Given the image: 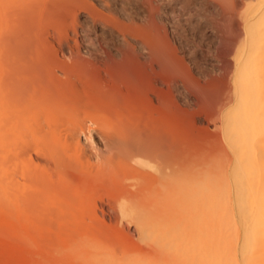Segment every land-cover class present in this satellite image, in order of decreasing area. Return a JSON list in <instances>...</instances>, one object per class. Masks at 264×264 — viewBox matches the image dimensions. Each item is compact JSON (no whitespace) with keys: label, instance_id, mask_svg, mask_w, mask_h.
<instances>
[{"label":"bare ground","instance_id":"6f19581e","mask_svg":"<svg viewBox=\"0 0 264 264\" xmlns=\"http://www.w3.org/2000/svg\"><path fill=\"white\" fill-rule=\"evenodd\" d=\"M133 1L128 9L130 0H0V238L16 240L27 224H62L73 214L100 232L85 252L78 248L82 264H264V0H220L238 12L228 23L230 58L222 68L210 63L229 85L213 125L220 141L189 146V162L177 159L168 103L191 100V92L166 77L198 49L181 40L185 56L174 47L164 56L169 37L155 39L159 0H148V9ZM194 1L213 13L222 6ZM186 6L189 19L216 22L204 19L202 6L198 13ZM187 62L180 73L190 81L205 74ZM148 64L164 73L168 91L155 85L161 74L153 84L154 72L138 68ZM142 77L161 103L151 90L144 99ZM117 225L133 228L141 246H128Z\"/></svg>","mask_w":264,"mask_h":264},{"label":"rangeland","instance_id":"374dc122","mask_svg":"<svg viewBox=\"0 0 264 264\" xmlns=\"http://www.w3.org/2000/svg\"><path fill=\"white\" fill-rule=\"evenodd\" d=\"M140 1H144L143 4ZM147 1L148 0H138V2L141 3V5L145 9H148L149 3H150V1H149V3L147 4ZM187 1L190 4H192L194 12L198 13V11L201 10L202 7H203L202 11H200V12H202V14L204 15V19L207 18V21L210 19V21H212V23L216 21L217 24L215 22V23H213L215 25H213V24L208 23V22H206L205 20H202V19L201 20H197L195 17H191L192 19H189L190 18L189 16L192 15V12H191V15H189V13H188L189 10H185V8L187 7L186 5H188ZM206 1L210 2V0H206ZM211 1H213V3H214L215 1H218V0H211ZM130 2H131V4L125 5V6H127L128 9H131L133 7V4H134L133 0H130ZM136 2H137V0H136ZM182 2H183V5H182ZM194 2H195L194 0H179V1L178 0H176V1L175 0H159V2H157L158 3L157 6H159L158 13L161 16L160 17L161 19H160L159 22H161V23H160V26H159V23H157V25L159 27L157 28V32L158 33L155 34L156 35L155 39H157L156 41H161L162 38L165 39L166 38L165 36L167 35V37H169V39L167 38V42L165 41V43H168V45H170V43H171V46H168V45H165V43L163 42L164 46L167 47V49L164 48V50H166V51H164L165 53L163 52V55L164 54L167 55L168 54L167 52L171 48L174 47L173 49L177 53V55L185 56V55H182L181 48H179L180 47L179 46L180 45L179 42L181 40H183L184 44L189 43V47H192V48L195 47L194 49H198V50H194L195 51L194 55L193 54H192L193 56L191 55L193 57L192 59L189 58L190 55L188 54V55L185 56V58L187 56H189V57L186 58L187 60L184 59L183 62L181 60L177 61V65L179 64L182 67V68L180 67L181 70L180 69L179 70L180 71H182V69L184 70L185 68H183L182 64H185V62L188 61L190 63V66H193V68L195 67L194 69H196V72H197V68L199 70H200V68H204V69H201V70H203L205 72V74H203L205 76H203L200 73V76L197 75L198 79L194 78L191 81L189 80V79H191V77L188 74H185L184 72L180 73V71H175V69H173L174 73L172 72L171 76H169L170 74H167V77H166V75H163V77L164 76L166 77L167 81L169 80L168 77H170V81H172L171 77H175V80L177 78L178 81H175L174 78H172V79L175 81V83L179 82L178 84H181L182 87H183L182 84H184V85L186 84L185 86H187V87L184 86L183 88L190 89V91L189 90L186 91L187 89H183V88H182V90H184L188 94L191 92L190 96H192L191 98L193 99V100L192 99L188 100V101H190L189 102L190 104H189L187 100L186 101L182 100V98L180 96H177V97H179V99L181 98L180 100H182V101H180L177 97H175L176 100L178 99V101L175 100V102H176L175 104L177 105V106L175 105L176 107L172 106L174 104V102H173V104L172 103L170 104L167 101V103L171 107L166 102H164V103H166V105H168V106H165V105H164L165 107L162 106L163 101H162V104H161L162 108H168L169 109V107H170V110L172 109L170 112H173V110H175V113H171L172 115L174 114L175 118L173 119L174 120L173 122H174L175 125L173 124L171 127H173V126L175 127L176 126L175 128H172L173 130L174 129L177 130L176 128H178L177 132H175V130H174V132H173L174 134L173 135L176 138L175 135L177 134V138H176L177 139V145H176L177 147L176 148H178V150H179V153L177 152V154L179 156V157L177 156V159H178V161L180 160V162H189V161H191L190 160V156L186 153V151L189 149V146L191 148H197L198 145L199 146H204V145H207V140L208 141L210 140L209 141L211 143V144L209 143L210 145H213L214 143L215 144H219L218 141H220V136H219L220 134H219L218 130L216 131V129L213 127V125L215 124L214 122H217L216 120H218L219 112H220V110L222 108V105H223L222 102L225 100V99L223 100V98H225L226 94L228 93L227 89H228L229 85H227L228 83L224 80L225 77L223 78L224 71L223 70L222 71L221 70L220 71L211 70L212 66L210 65V63L211 62L215 63V64H217L218 67L222 68V67H224V65L226 63V60L230 58V56L228 57V54H226V51H227L228 47L230 46V38H231V35H232V31H231V28H232L231 26L232 25L230 24V22L232 23L234 21V18L237 17V16H234V15H236V13L238 14V12H236V10H234V9L232 10V8H231L232 5L230 6V2L226 3L224 1H220L219 0L217 3H214V4H217V7H218V5H222L221 7H218V10H219L218 13L209 12V11L206 10V8L203 5H201L202 7L199 4L194 5ZM130 6H131V8H130ZM164 6H166L168 8L166 11L164 10ZM182 6H183V8H181ZM229 6H230L229 11L225 10ZM195 9H196V11H195ZM221 9L225 10V13ZM230 9L232 11H230ZM170 12H172V13L170 14ZM178 12H180V13H178ZM232 12L234 14H232ZM177 13L181 14V15H178ZM231 14H232L233 17L231 16ZM57 15L58 14H54V16H55L54 17V21L56 20V18H58L60 16V15H58V17H57ZM163 15H164L165 18L170 16L171 20H166L163 17ZM174 16L176 18L182 16V22L181 23L180 22H176L177 19L176 18H172ZM214 16H216L217 20H215ZM51 18H53V17H51ZM211 18H212V20H211ZM213 18H214V20H213ZM183 20H184V22H183ZM235 20H236V18H235ZM226 21H228V22H226ZM56 22H58V21H55V23ZM167 22L168 23L170 22V23L168 24ZM174 24H175L176 27H178L177 29H175ZM209 25H210V27H209ZM226 25H227V27H226ZM221 26H222V28H221ZM229 27H231V28L229 29ZM159 28L161 29L162 33H161ZM223 29H224V33H223ZM163 30L165 32H163ZM52 31H53V29H50V32H49L50 36H51V39H53L54 41L58 42V39H59L58 34L56 33L55 30H54L55 32L54 31L52 32ZM216 31H217V34L215 33ZM173 32L177 33V34L175 33L178 36L177 37L175 35L176 39L172 37L173 36L172 35ZM181 32H182V34H181ZM164 33L166 34L164 36L165 38L163 37ZM218 33H220L219 34L220 36H218ZM208 35H210V36H208ZM215 35H217V36L214 37ZM213 38H215V39H213ZM171 39H173V40H171ZM213 40L215 42V45L211 44ZM168 41H170V42H168ZM225 44H228V45H225ZM173 49H172V51L171 50L169 51V52L172 53V54H169L170 55L169 57H171V55H173L175 53L173 51ZM176 49H177V51H176ZM177 55H176V57H177ZM155 57H157V55ZM158 57L159 58L162 57V53L161 52L158 54ZM176 57L172 56V58H176ZM177 59L178 58H176V60ZM155 62H158L159 64L161 63L158 60V58H156ZM180 62H182V63H180ZM158 63L157 64L155 63L154 66L157 67L158 71H163L162 70L163 65H161L163 63L160 64L161 68L159 67ZM148 66L151 67V65L148 64V65H145L144 67L143 66H139L138 68L141 67V69L143 68L142 70H147L148 69L149 71H151L150 74H153L152 72H154V70L153 69L151 70L150 67H148ZM177 67L179 68V66H177ZM137 70L139 71V69H137ZM212 71H214V72H212ZM177 72H179V75H181L183 73L182 75H184V74H185L184 76L188 75L190 78H188L187 76H186L187 78H183L182 76H179ZM143 73L147 74L146 75L147 77L149 76L148 71L147 72L143 71ZM155 73L161 74L160 76H157L158 78L160 77V80H158V78L154 76V75H159V74H155ZM162 73L163 72H161V73L160 72H154V74H153L154 77L151 75L148 78H151V80H149L150 82H152L154 80L152 82L153 84L155 83V79H157L158 83H155V85H157V84H159L160 86L162 85V87L164 89H166V91H168L167 88H165L167 85H163L167 81L164 82V80L162 79L163 80L162 81L163 84H161L162 83L161 82ZM144 74H142V75H144ZM175 74H176V76H175ZM221 76H222L223 79L221 78ZM143 77H144V80H145V78H147V77H145V75ZM143 77L140 80L141 82L139 80H137L136 83L138 82L137 84H139V87H141L140 85H142V83H143L142 88L144 89L145 93H148V95H146L143 91H141L142 88L141 89L138 88V90L141 91V95L145 94L146 96L143 95V97H144V99H146L148 96H150L151 93H149V92L151 90V92L153 94H151L150 97L151 98L153 97L152 99L155 101L156 104L161 103V101L159 102V100H161L160 97L159 96H158L159 98L155 97L157 93L155 94V91H152V90H155V89H153V88L150 89V86L153 87V85H150V82L148 80L145 81V82L148 81V83H144L143 82ZM199 78H201V79H199ZM157 80H156V82H157ZM170 81H168V83ZM222 81H223L224 84L222 83ZM169 84L167 86L168 88H169ZM136 86L137 85L135 84V86H133V87H136ZM216 88H218V89H216ZM216 94H217V96H216ZM163 95H165L163 97L167 98V96H166L167 94L166 93H164ZM163 97H162V100L163 99L165 100V98H163ZM156 98L159 99L158 103H157V99ZM215 98H216V100H213ZM220 99H222V101ZM183 101H185V102H183ZM213 104H215L216 106L215 105L213 106ZM185 114H186V116H185ZM172 118H173V116H172ZM160 121H158L156 123H160ZM164 121L167 122V120H164ZM167 123H166V125L168 126ZM166 125L164 127H166ZM182 125H183V127H182ZM158 126H161V124L158 125ZM164 127L162 126V128H164ZM180 130H182V131H180ZM94 139L98 141L99 140V136L94 135ZM196 143H198V144H196ZM91 149H93V148H91ZM181 150H182V153H180ZM184 151H185L186 158L182 157L183 156L182 154H184ZM180 156H181V158H180ZM182 159H183V161H182ZM96 215L99 216L102 219L105 218L106 220H109V215L108 214L104 215L100 210L97 211ZM93 216H95V214L91 213V214H88L86 216V218L89 219V217H93ZM65 218L66 219L63 220L62 224L55 223V224H52V225H50V224L47 225L45 223L41 224L42 221H40V223L37 222L35 224H27V225L23 226L20 229V232H21V233L19 232L20 236H19V238L17 236L16 240L13 238V236H12V238L10 236H9V238H5V239L3 237L0 238L1 241H3V239H4L5 242L7 243V247L6 248L4 247L5 249L3 248L4 250L0 249V264H36V263L37 264H82L81 262H78V257H77L78 248H79V250L81 249L80 250L81 252H83V251L85 252V250H87L92 245V243L95 242V236L97 235V233H100V232L99 231L96 232V230L94 231L92 229L84 228L83 226H79L76 223L73 214H67ZM120 226L121 225H117V227H115L114 231L116 232V234H118L120 236L122 235L121 237L122 238L124 237L125 240L127 239L126 243H128V246H130V245L132 247L133 246L137 247V245L141 246L140 237H139L138 233L133 228L131 229L127 225H123L122 227H120ZM12 233H15L14 230H13ZM98 235H101V234H98ZM11 239H13V240H11ZM102 239H103V237H102ZM116 239L117 240H114L115 243H116V241H119L118 237H116ZM13 241L16 242V243H14ZM19 243L21 245H19ZM118 243H116L117 246L119 245ZM84 247L86 249H83ZM24 248H26V249H24ZM82 249H83V251H82Z\"/></svg>","mask_w":264,"mask_h":264}]
</instances>
